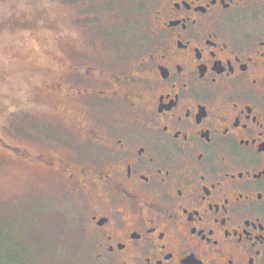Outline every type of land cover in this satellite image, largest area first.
<instances>
[{
	"label": "flooded vegetation",
	"instance_id": "obj_1",
	"mask_svg": "<svg viewBox=\"0 0 264 264\" xmlns=\"http://www.w3.org/2000/svg\"><path fill=\"white\" fill-rule=\"evenodd\" d=\"M150 3L136 66L54 53L41 83L83 147L32 159L78 194L96 264H264V0Z\"/></svg>",
	"mask_w": 264,
	"mask_h": 264
},
{
	"label": "rangeland",
	"instance_id": "obj_2",
	"mask_svg": "<svg viewBox=\"0 0 264 264\" xmlns=\"http://www.w3.org/2000/svg\"><path fill=\"white\" fill-rule=\"evenodd\" d=\"M152 15L150 0H0V264H96L78 194L32 159L70 140L82 148L76 130L86 115L51 99L41 80L65 50L136 66L152 41ZM27 19L43 26L8 27Z\"/></svg>",
	"mask_w": 264,
	"mask_h": 264
}]
</instances>
